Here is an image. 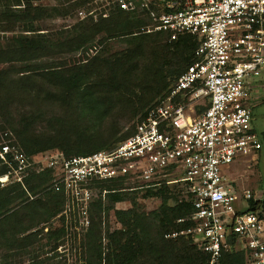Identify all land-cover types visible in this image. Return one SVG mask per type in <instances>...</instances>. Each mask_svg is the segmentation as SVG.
<instances>
[{"label": "built area", "instance_id": "1", "mask_svg": "<svg viewBox=\"0 0 264 264\" xmlns=\"http://www.w3.org/2000/svg\"><path fill=\"white\" fill-rule=\"evenodd\" d=\"M152 2L94 0V7L78 14L96 22L114 8L144 9L150 23L141 32H166L169 41L192 36V61L166 94L132 134L88 154H29L10 132H0V188L18 185L33 199L26 180L48 169L46 191L87 204L106 196L107 189L95 187L102 181L132 179L138 182L133 188L181 183L193 210L177 221L190 224L165 237H190L207 254L201 264H222L230 252H241L244 264H264V208L250 204L264 196L239 192L228 178L234 165L264 144L252 127L250 102L258 87L259 98L264 94V0H159L158 10Z\"/></svg>", "mask_w": 264, "mask_h": 264}, {"label": "trees", "instance_id": "2", "mask_svg": "<svg viewBox=\"0 0 264 264\" xmlns=\"http://www.w3.org/2000/svg\"><path fill=\"white\" fill-rule=\"evenodd\" d=\"M34 1L36 0H0V6H8V9L0 10V33L2 37H5L4 43L0 45V64L14 61L30 63L43 54L59 48L58 44L53 42L48 34L38 32L44 28L37 26L36 19L40 16H53L65 12L60 8H52L53 11H50L51 9H47L46 6L34 4ZM82 1L77 2V4L83 3ZM158 2V0H153L151 8L158 10L156 6ZM110 16L109 22L107 18L96 22L89 19L91 21L87 22L88 25L93 24V26L89 25L92 27V31L86 37L84 33L80 45L90 42L94 34L106 33L109 36L128 37L127 46L123 50L101 58V63L98 66L93 63L98 60V57L101 56L98 54L102 52H97L84 64L82 63L75 68L62 69L59 67L47 70V74L55 81V88L67 94L76 93L81 99H85L86 96L89 98L93 95L96 96L93 100H84L86 107L75 114L79 120L80 114L86 115L84 117H89L88 122L85 124L76 122L66 128L63 126L61 130H56L57 133L53 136L50 134L46 137H36L28 133L26 127H23L16 131V138L26 153L31 154L57 148L66 156H71L88 154L115 146L132 134L136 125H133L131 130L122 133L121 136L105 137L97 122L106 115L107 110L102 112L101 108L105 102L102 101L103 98L99 97L98 93L125 88L124 83L126 80L128 81L127 77L130 75V71L137 69V63L142 58L143 49L155 50L153 57L160 56L161 59H163L164 53V57H167L166 64H160L158 72L148 73L149 76L153 77L150 76L149 88L143 89L141 96L143 102H141L140 96L137 97L141 102L138 105L139 108L146 107L140 112L137 120L139 122L145 112L166 94L168 84L173 82L192 61V54L197 45L192 36H181L176 40L169 41L166 32H141L140 28L150 23L146 10L139 9L131 12L114 8ZM20 24L23 25L22 31L11 33L9 37L5 36L7 32L19 28L18 25ZM26 32H30V36H27ZM89 38L91 39L89 40ZM166 66L174 67L164 74L163 68ZM4 73L0 69V99L6 89ZM24 90L28 91L29 89ZM154 96H159V98L153 101ZM108 103L107 109L112 102ZM89 108L98 111H91L89 115ZM4 112H10V110L1 102L0 118L5 120L8 118L4 117ZM51 178V172L48 169L32 172L26 180L28 191L35 193L45 181L47 182ZM123 183L124 180L122 179L108 180L96 183L95 187L107 189L106 200L113 205L124 198V189L122 188L127 186H123ZM176 185L171 186L163 183L159 186L142 188L145 195H157L161 199L159 207L151 211L147 217L144 215L137 216L135 209H114L113 213L122 227L112 232H106V252L102 243L103 237L96 222L97 218L101 217V206L91 208V212L93 210V214L90 215L91 223L82 240L84 264H201L205 262L207 254L196 248L190 237L184 235L175 238L165 237L167 233L186 228L190 222H179L177 219L188 216L193 210L190 203L185 200V195L181 198V190ZM135 189L139 190L138 188ZM12 190L16 193H14L15 195L11 194ZM48 192L49 194L43 200L41 198L31 199L26 201L18 210L6 214L9 211L7 206L17 198L21 199L26 192L18 185L0 188V216H3L0 220V226L3 229L0 236V251L7 247L19 248L29 244L34 234H22L34 223L44 221L43 219L55 216L62 211L63 193ZM25 199L28 200L27 197ZM250 204L252 207L260 205L264 208V199L259 201L250 199ZM221 262L222 264H244V259L241 252H230L224 255ZM0 264H7V262L0 260ZM27 264L40 263L32 260Z\"/></svg>", "mask_w": 264, "mask_h": 264}, {"label": "rangeland", "instance_id": "3", "mask_svg": "<svg viewBox=\"0 0 264 264\" xmlns=\"http://www.w3.org/2000/svg\"><path fill=\"white\" fill-rule=\"evenodd\" d=\"M79 1L81 0L34 1V4L46 6L47 9H51L50 11H53L52 8H60L65 12L64 14H56L53 16H40V18L36 19L37 26L44 28L38 32L48 34L51 40L58 44L59 48L43 54L30 63L14 61L0 64V69L5 72L3 77L6 82V89L0 99V104L2 102L10 110V112H4V117L8 119L4 120L0 118V132H10L11 138L19 145L20 143L16 138V131L23 127H26L28 133L36 137H46L50 134L53 136L57 133L56 130H61L63 126L66 128L68 125L76 122H82L83 124L88 122L89 117H84L86 115L80 114L81 117L79 120V117L77 119L75 114L80 109L86 107L84 100H93L96 96L93 95L90 98L86 96L85 99H81L76 93L67 94L55 88V81L47 74V70L59 67L62 69L75 68L82 63L84 64L97 52H102L98 54L101 55L98 57V60L93 63L98 66L101 63V58L121 51L127 46L126 40L128 37L109 36L106 33L94 34L93 32L94 36L92 40L84 45H80V42L84 38V33L85 37L91 33L92 27H89V25L93 26V24L88 25L87 21L91 20L81 18L78 11L83 10L87 12L91 7H94V0H83V3L77 4ZM7 7L6 5L5 7L4 5L0 6V10H4ZM107 21L109 22V19ZM18 27L12 32H7L5 36L9 37L11 33L22 31L23 25L20 24ZM94 28L99 29L98 27ZM26 34L30 36V32H26ZM4 39L5 37H2L0 33V45L4 43ZM3 48L6 47L3 46ZM154 52L155 50L149 48L143 49L141 53L142 58L137 63V69L130 71V75L127 77L128 81L126 80L124 83L125 88H119L118 90L110 92H97L99 97L103 98L102 101L105 102L101 108L103 110L102 112L105 109L107 110L106 115L97 122L98 127L105 137L113 135L121 136L122 133L131 130L132 126L136 125L140 112L146 108H139L138 105L143 102V98L141 97L143 95V89L149 88L148 82L150 81L151 75L149 76L148 73L158 72L160 64H166L167 59V57H164V53L163 59L160 56L153 57ZM172 67H164L163 73H167ZM168 79L171 78L168 77ZM24 89L29 90L25 91ZM258 92L260 94L259 87L256 95L250 100L253 107L251 124L254 131L262 137L264 135V94L261 93L262 98H259ZM138 96L141 97V102H139ZM153 98V101H155L159 96H154ZM88 101L86 102L87 105ZM110 101L112 102L111 106L107 109L106 107ZM91 111L98 110L89 108V115ZM48 150L59 149L51 148ZM228 178L232 180L239 192L248 189L253 196H264V144L257 154L242 159L234 165ZM122 180H124L123 186H127L122 188L124 189V198L113 205L107 202L106 196L102 198L99 195L97 199L90 198L86 204L71 200L69 196L63 193L64 203L62 211L55 216L43 219L44 221H39L31 225L22 234H34L31 237L30 243L19 248L7 247L2 249L0 251V260L6 261L7 264H27L32 260H36L40 264H84L82 240L91 223L90 215L91 213L93 214V210L91 212L90 209L94 206L95 208H97L96 206H101V217L99 219L97 218L96 222L100 228V233L103 237L102 243L104 251L106 252V232H112L122 227L120 221L113 213L114 209H135L137 216L144 215L147 217L161 203L159 196H147L145 195L144 189L138 188L139 190H136L133 188L138 186L137 181L132 179ZM50 182L51 180L45 181L35 193L29 192L33 199L41 198L43 200V198H46L49 192L45 188ZM174 184L170 185L172 186ZM176 187L181 190V198L184 197V185L178 183ZM14 193L12 190L11 194L13 195ZM30 199L26 193L21 199L17 198L12 201L7 206L9 211L6 214L18 210ZM2 217L0 216V220ZM2 230L0 226V236L3 233Z\"/></svg>", "mask_w": 264, "mask_h": 264}]
</instances>
